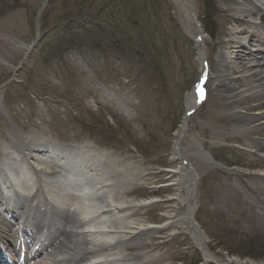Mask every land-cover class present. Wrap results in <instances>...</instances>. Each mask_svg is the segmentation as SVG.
<instances>
[{"label":"rangeland","instance_id":"374dc122","mask_svg":"<svg viewBox=\"0 0 264 264\" xmlns=\"http://www.w3.org/2000/svg\"><path fill=\"white\" fill-rule=\"evenodd\" d=\"M43 1L0 0V37L7 39H0V142L12 133L26 143L19 147L24 153L26 145L35 149L42 140L71 145L89 141L99 154L118 157L128 179L126 202L157 201L139 211L129 209L137 211L131 219L138 224L162 222L168 211L162 205L170 199L168 206L179 217L186 199L197 234L186 225L180 226V234L165 231L158 235L164 247H151L150 239L143 248L125 251L129 264H264V155L225 141L228 131L236 129L230 119L238 110L221 107V90L208 80L214 76L218 42L224 45L231 39L254 50L248 41L264 28V0L245 19L253 25L241 38L228 36L237 27L231 13H223L225 0H146L144 7L137 3V19L128 7V19L101 20L93 30L101 36L115 29L118 46L107 39L98 48L84 45L67 51L55 43L56 37L68 35L66 19L92 3L47 0L40 14V41L22 63ZM96 1L94 5L104 0ZM194 15L199 28L196 21H188ZM87 34L75 37L76 45ZM201 68L209 76L198 105L192 103L186 114L185 102L201 78ZM248 102L254 113L264 112L258 108L262 101ZM205 156L212 162L195 161ZM184 164L190 168L191 189L175 185ZM142 239L146 237L132 242ZM158 255H163L161 260ZM147 259L151 261L144 263Z\"/></svg>","mask_w":264,"mask_h":264},{"label":"bare ground","instance_id":"6f19581e","mask_svg":"<svg viewBox=\"0 0 264 264\" xmlns=\"http://www.w3.org/2000/svg\"><path fill=\"white\" fill-rule=\"evenodd\" d=\"M258 1L225 0L227 9L223 10V13L225 15L231 13L232 22L237 27L233 33L228 34L229 37L241 38L245 34V30L253 25L250 22H245V19L253 16V10H256L259 6H264V3ZM262 18H264V15H262ZM188 19L193 23V21H196V16H189ZM196 23L198 26L197 21ZM258 30L259 34H253L248 41V44H251L254 50L247 51L243 43L234 42L231 39L224 45L221 41L218 42L219 48L216 53L217 61L213 71L214 76L209 77L208 80L212 79L216 88L221 90V107L238 110L232 114V119H230V122L236 125V129L230 130L231 132L228 131V134L225 135V141L234 142L238 145L245 144L249 149L247 152L264 155V140L254 139L256 136L264 137V112L254 113V107L249 106L248 102L252 99L259 100L262 103L258 108L264 107V28L259 27ZM18 45L21 44L18 43ZM229 49L232 50L231 54L227 53ZM200 57L202 59L201 54H199ZM248 61L250 64L247 65ZM206 75L209 76L201 68V78L192 91L191 97L188 96L185 102L186 114L191 109L192 103L198 105L200 90L205 84ZM243 94L246 96L242 97ZM191 99L193 101H190ZM188 115H185V117ZM221 118L220 120L227 121L225 117ZM191 129L194 130L195 128L192 127ZM4 139H1L0 147L10 144L14 149H17L26 144L19 142L18 138L13 136L12 133H8L7 138ZM88 142L81 145L84 149L73 145L76 150L69 153L72 158L75 154L76 157H86V162H88V159L94 162V168H90V165L86 164L89 168L88 172L83 175L82 179H78L80 181L76 184L67 180L68 173H64L61 166L56 163L55 160L58 156L49 155V152H52L53 149L50 148L48 140L35 143V149L29 148L27 145L24 147V152L29 160H32L37 167H41L36 170L32 168L37 179L35 185H32V189L38 190V199L42 197L41 204L36 205L33 211L41 208L44 212L37 213L34 216L30 215L27 210H24L23 205L26 200L21 198L22 195H20L21 197L19 195L15 196L10 200V205L21 210L22 215L17 218L20 222L19 227L15 226L18 222L15 223L14 227L0 214V246L11 250L8 254L6 251H0L7 261L5 263L129 264L130 259L123 255L125 251H129L134 246L143 248L147 246L146 242L150 239L153 243L148 245L151 247H164L165 242L160 241L162 237H158V235L163 234L165 231L176 230L175 232L180 234V226L186 225L188 231L197 234L198 229L194 224L193 210L189 207L186 199L182 201L186 209L182 214H179V217L174 215V211L177 209L168 206V202L174 200L170 199L162 205L165 210H168L161 216L162 222L145 224L134 222V219L131 218L137 211L129 212V209L136 208L139 211L153 206L157 201L139 200L134 204L132 202L127 203L125 187H127L128 179L125 177L124 168L120 163L121 160L110 153L99 154V151L92 150L95 154H91ZM29 143L33 145V142ZM66 148L70 149V147ZM96 155H100L103 160L102 163L97 161L98 156L96 157ZM178 157L181 161L180 155ZM203 158H199L200 160L196 158L195 161L204 162L206 160L212 162V158L209 156ZM26 161L24 155H21L20 161L17 163L18 167L11 168V172L7 173L8 177L3 179L0 177L3 187L7 188L5 184L9 180L14 186L18 184V179L24 180L22 177L24 176L23 168H25L23 164ZM34 163L29 162L28 164L34 166ZM106 163L111 164V166L105 168ZM180 164H183V161ZM260 166H264V164H260ZM98 167H101L99 168L101 170ZM183 167L180 170L182 176L175 185L182 186L186 184L191 189L190 168L186 167L185 164ZM170 173L174 174L176 172ZM14 174L16 175L14 176ZM25 186L29 185H25L23 182L22 188ZM71 187L74 188L72 191L77 194L81 191H87L90 195L82 197L72 195L69 190L72 189ZM111 192L117 193L112 195ZM3 207H5V203L1 201L0 212L7 214L9 210L5 207L6 210L1 211ZM94 211H98L96 215H94ZM14 220L17 221L16 218ZM55 221L59 223L56 224ZM49 229L55 230L57 235H53V230L49 232ZM44 230L51 235L48 240L50 243L41 247L39 236L42 232L44 233ZM141 236H145L146 239H142L141 242H132L134 237L139 238ZM138 256L141 259L145 257ZM161 256L163 255H158L157 260H161ZM171 257L169 256V258ZM203 257L205 258V255ZM149 259L144 263L150 262ZM0 261L2 262L1 258Z\"/></svg>","mask_w":264,"mask_h":264},{"label":"trees","instance_id":"16d2710c","mask_svg":"<svg viewBox=\"0 0 264 264\" xmlns=\"http://www.w3.org/2000/svg\"><path fill=\"white\" fill-rule=\"evenodd\" d=\"M85 1H91L92 4L89 5L87 9L79 10L66 19L67 24L65 27L69 30L68 35L60 34L56 37L55 43L61 45L60 47L64 46L63 49L65 51L72 48H79L84 45H93L95 46L93 48H98L101 45V42L107 43V39H109V45L118 46L120 34H116L115 29L110 30L112 33H109V35H107V33L102 32L101 36L94 35L93 30L98 26V23H100L101 20L113 19V17H118L120 21L128 19V7L132 8L131 13H134L135 18L137 19L138 14L136 13V11L139 6V4L137 3L141 1L144 7V4L147 2L146 0H134L136 1L135 3H132L133 0H104L103 2H99L100 4L94 5L93 3H96L98 1L95 0L96 2H92L93 0H81L82 3L80 4H85ZM206 1L207 0H204L205 3ZM135 4H137V7L132 6ZM120 6L122 7V10ZM138 28H140V26ZM173 32L176 34L175 30H173ZM86 33H88L87 37L80 38L82 45H76L75 37L84 36ZM73 38H75V41Z\"/></svg>","mask_w":264,"mask_h":264},{"label":"water","instance_id":"95a60500","mask_svg":"<svg viewBox=\"0 0 264 264\" xmlns=\"http://www.w3.org/2000/svg\"><path fill=\"white\" fill-rule=\"evenodd\" d=\"M47 3V0H44L40 10L36 13L35 15V23H34V35H33V39L31 40L30 44L26 47V53L25 56L22 60V63H24V61L27 59V57L32 53V51L34 50V48L37 46V44L40 41V31H41V23H40V14L41 11L43 9V7L45 6V4ZM0 39L6 41L7 39L1 38ZM19 46H24V45H19ZM20 69V66L15 68V71L17 72ZM3 87V85H0V89Z\"/></svg>","mask_w":264,"mask_h":264},{"label":"snow or ice","instance_id":"6c2138e0","mask_svg":"<svg viewBox=\"0 0 264 264\" xmlns=\"http://www.w3.org/2000/svg\"><path fill=\"white\" fill-rule=\"evenodd\" d=\"M201 96H202V92H201Z\"/></svg>","mask_w":264,"mask_h":264}]
</instances>
